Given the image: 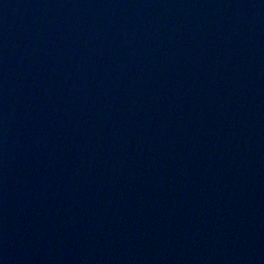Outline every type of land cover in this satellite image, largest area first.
Listing matches in <instances>:
<instances>
[{
    "label": "water",
    "instance_id": "water-1",
    "mask_svg": "<svg viewBox=\"0 0 264 264\" xmlns=\"http://www.w3.org/2000/svg\"><path fill=\"white\" fill-rule=\"evenodd\" d=\"M0 264H264V0H0Z\"/></svg>",
    "mask_w": 264,
    "mask_h": 264
}]
</instances>
